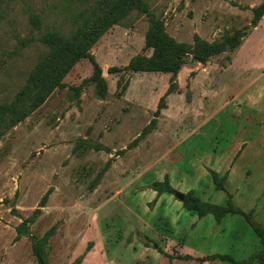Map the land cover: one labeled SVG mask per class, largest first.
I'll return each mask as SVG.
<instances>
[{"label":"rangeland","instance_id":"1","mask_svg":"<svg viewBox=\"0 0 264 264\" xmlns=\"http://www.w3.org/2000/svg\"><path fill=\"white\" fill-rule=\"evenodd\" d=\"M98 1L0 0V102L14 97L46 51L38 41L19 48L20 38L38 37L29 23L30 15L40 18L42 31L67 34ZM145 1L177 42L191 45L194 35L213 42L236 31H245L246 36L232 52L217 55L205 65L186 67L185 71L194 68V76H186L182 91L169 100V108L166 98V108L150 134L140 136L153 119L164 76L122 72L104 73L108 89L105 100L96 97L93 84H87L78 98L68 87L56 89L2 136L0 264H37L30 239H16V227L32 214L49 189L46 206L29 227L38 238L56 227L49 241L47 264H71L81 255V264H103V260L108 264H182L161 259L156 250L164 249L166 243L156 236L164 232L166 223L160 212L153 222L143 218L139 209L134 210L128 202L129 188L158 181L165 170L189 172L188 160L195 152L226 153L240 137L247 142V149L264 151V134H259L262 128L264 131V19L256 27L251 25V9L264 0ZM147 29V17L132 11L96 42L91 54L103 69L124 67L137 54L150 56L151 51L144 48ZM91 74V65L83 59L64 82L77 86ZM120 78L128 83L125 92L118 88ZM201 116L209 121L177 149L175 135L179 133L181 139L183 130L191 128L192 119ZM240 129L246 130L243 135ZM169 136L171 140L166 143L164 137ZM135 139L136 145L128 148ZM91 143L104 149H90ZM176 149L185 157L173 163L174 156L168 151L174 153ZM258 161L263 162L264 157H246L240 164L252 179L258 173ZM106 165L107 170L91 189ZM129 177L134 180L127 190ZM120 189L123 192L116 194ZM231 228L239 233L243 249L237 243L223 245L218 238H209L207 243L188 240L187 244L198 250L223 252L220 254L236 261L258 249V240L238 221L234 220ZM169 253L176 252L170 248ZM197 261L201 262L200 258Z\"/></svg>","mask_w":264,"mask_h":264},{"label":"trees","instance_id":"2","mask_svg":"<svg viewBox=\"0 0 264 264\" xmlns=\"http://www.w3.org/2000/svg\"><path fill=\"white\" fill-rule=\"evenodd\" d=\"M251 10L253 14L251 25L256 27L264 16V1ZM132 11H137L148 19V29L144 37V48L150 50L151 55L137 54L124 67L103 69L96 62L93 54H91V49L112 26L120 24ZM29 23L32 31L38 32V37L20 38L19 48H26L33 41H38L46 47V51L29 72L23 87L18 90L14 97L8 102H0V138L38 109L56 89L68 87V90L73 93L74 97L78 98L80 92L87 84H93L96 97L99 100H105L108 89L104 73L118 74L122 72L156 73L169 76L167 89L159 98L156 110L153 113V119L140 136L150 134L157 123V118L161 115V111L166 108V98L178 91L177 74L179 71L180 73L182 72L184 68L182 66L188 63L205 65L211 58L226 52H232L238 48L242 39L246 36L245 31H236L232 35H227L213 42L201 39L197 35H194L191 45L177 42L166 32L163 21L151 12L149 4L145 0H100L82 18L78 25L67 34L60 31H42L41 21L37 15H30ZM83 59H86L92 67L91 76L84 79L77 86H66L64 82L65 77ZM189 76H194V73L191 72ZM117 85L121 89V92H125L128 83L122 82L120 78ZM186 87H188V82ZM137 140L135 139L130 143L128 148L134 147ZM88 145L90 149H104L103 146L98 144L91 143ZM107 168L108 165H106L98 178L95 179L91 189L97 185L98 179ZM209 175L215 190L225 192L226 175L219 176L212 170L209 171ZM148 189L156 192L158 196L162 194L174 195L176 192L170 185L167 176L162 181L152 182L148 186ZM50 194L51 189L42 196L32 214L16 227V239L22 236L30 239L32 255L37 264H47L49 241L55 234L56 227H50L39 238L29 232V227L42 213L41 209L46 206ZM182 206L186 211L197 215L199 218L212 215L217 222L228 215L241 216L259 240V250L250 255L247 260L236 261L229 255H212L207 260H216L229 264H264V226L254 220L253 211L245 213L235 207L230 200L226 201L224 205L203 202L192 192L184 194ZM90 248L91 244H88V250ZM157 251L170 261L173 259H191L188 255L166 254L161 248H158ZM83 258L84 255H81L71 264H81Z\"/></svg>","mask_w":264,"mask_h":264},{"label":"crops","instance_id":"3","mask_svg":"<svg viewBox=\"0 0 264 264\" xmlns=\"http://www.w3.org/2000/svg\"><path fill=\"white\" fill-rule=\"evenodd\" d=\"M262 19H264V16ZM194 64L199 63L184 64L182 66L184 67L182 72H178V91L170 94L167 97L168 108L171 97L182 91V85L185 82L186 76H189L191 72L195 73L194 68L185 71L186 67L189 68ZM183 71H185V73H183ZM181 74H183L182 77H180ZM160 75L164 76L163 82L165 84L159 92L158 98L166 91L168 86L167 81L169 79V76L166 74ZM197 76L198 75H196V77ZM128 93L129 92H126V95H128ZM207 116H201L200 118L197 117L192 119L190 123L191 128L183 130L184 133L181 135V139H178L179 133L175 135V144L178 145L176 146L177 149L185 139L202 129L203 125L209 121H205L203 119ZM262 122L263 120H261V123ZM245 131V129H240V134L243 135ZM259 134H264L263 128L262 131H259ZM164 138H166V141L169 139L171 140L170 136ZM241 139L242 138L240 137L239 142L235 143V145L231 148L232 151L226 153L222 152L219 155H212L209 151L203 152L201 154H196L195 152L194 155H192L188 160V164L190 165L189 172L188 170H182L181 168H176L175 170H165L163 174H160L158 181H161L165 176H167L170 185L176 192H180L182 194L192 192L203 202L224 205L226 201L230 200L235 207L245 213L253 211L254 220L258 224L264 226V161H258V165L256 166L258 173H256V177L253 179L250 176V172L245 170L240 165L246 157L253 159H260L264 157V151L260 149H247V142L245 139ZM166 143H168V141ZM167 149L169 150V148ZM177 149L174 153H170V151H168L170 156H174L172 161L173 163H177L179 162V159L181 160L185 157L182 153H179L180 151L178 152ZM256 164L257 162H253V165ZM210 170L216 172L219 176L226 175L225 192L215 190L214 184L212 183L209 175ZM134 177H129L130 179L127 178V180H130L126 182L127 190L129 185L133 183ZM152 182L143 185H136L138 186L137 188L136 186H134L132 189L129 188V191H131V195L128 196V202L130 206L133 207L134 210L139 209L141 216H143L145 219H148V221L153 219L154 222V218H156L157 213L160 212L161 219L166 223V229L163 230V233L157 235L156 237H161V239H164L163 241L166 243V247L162 249L163 252L168 254V251L171 248V250L173 249L177 255H188L191 257L190 260L173 259L170 261L168 258L161 256V259H167V261L171 263L179 262L182 264H209L212 261L207 260L208 257L212 255H224L220 254L223 252H211V250H198L197 248L191 246L189 247L187 244L188 240L190 242L195 241L196 243L199 241L207 243V239L209 238H218L223 243V245L237 246L235 244L237 243L239 245L238 248L243 249V241L239 242V233L233 231L231 228L234 220L238 221L244 229L250 231L251 234H253V236L258 240L248 223L241 216L228 215L219 222H217L212 215H206L199 218L197 215L186 211L182 206V202L177 200L174 195L162 194L158 196L156 192L148 189V186ZM122 192L123 189H120L116 191V194L119 195ZM233 216H238V219L233 218ZM226 228H228V230H226ZM150 229L151 231L155 232L156 228L152 229L151 227ZM177 237L179 238L177 239ZM99 245L101 246L100 243ZM257 248L258 249L252 254L259 250V240ZM145 250H149V248H145ZM245 256L246 257L238 261H244L250 257V255ZM148 257L150 256L148 255ZM199 258H205L206 261L199 262L197 261ZM105 261L106 260H103V264H108L105 263ZM84 262L82 264H84Z\"/></svg>","mask_w":264,"mask_h":264},{"label":"water","instance_id":"4","mask_svg":"<svg viewBox=\"0 0 264 264\" xmlns=\"http://www.w3.org/2000/svg\"><path fill=\"white\" fill-rule=\"evenodd\" d=\"M174 197L179 200L180 202H182L184 200V194L180 193V192H175L174 193ZM201 262H205L206 259L205 258H202L200 259Z\"/></svg>","mask_w":264,"mask_h":264}]
</instances>
